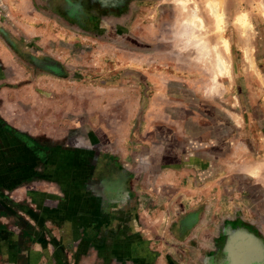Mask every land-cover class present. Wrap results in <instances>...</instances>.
I'll list each match as a JSON object with an SVG mask.
<instances>
[{"label": "rangeland", "instance_id": "1", "mask_svg": "<svg viewBox=\"0 0 264 264\" xmlns=\"http://www.w3.org/2000/svg\"><path fill=\"white\" fill-rule=\"evenodd\" d=\"M0 264H264V0H0Z\"/></svg>", "mask_w": 264, "mask_h": 264}, {"label": "crops", "instance_id": "2", "mask_svg": "<svg viewBox=\"0 0 264 264\" xmlns=\"http://www.w3.org/2000/svg\"><path fill=\"white\" fill-rule=\"evenodd\" d=\"M84 1L87 2V0H84ZM101 1H105V0H101ZM187 172H188V170H186V171L185 170L174 171V175L176 176V178L172 177L171 182L169 184L162 185V184H160V181L157 180L158 181L157 188H161L160 190H162V192L165 193V196L168 199H171V201L178 199V197H181L182 200H189L190 197H194L195 195H197L198 192H196V194H195V192L193 190L188 188L189 179H185V177H184V174ZM179 177H181V178H179ZM135 187H139V186L134 184V188ZM139 191H140V189L138 190V192ZM183 206H185V205H183ZM196 206H198V205H196ZM193 207H190V208L193 209ZM186 209L189 210V207H187Z\"/></svg>", "mask_w": 264, "mask_h": 264}, {"label": "bare ground", "instance_id": "3", "mask_svg": "<svg viewBox=\"0 0 264 264\" xmlns=\"http://www.w3.org/2000/svg\"><path fill=\"white\" fill-rule=\"evenodd\" d=\"M183 4V3H182ZM180 5V4H179ZM207 5H209V4H207ZM210 6V5H209ZM212 6V5H211ZM187 7V6H186ZM179 8H181L180 6H179ZM210 8V7H209ZM193 10V9H192ZM189 15H190V13H189ZM198 15V14H197ZM212 16L215 18V22L217 23V24H220L221 23V17H220V14H216L215 13V11L213 12L212 11ZM193 17V16H192ZM195 19V18H194ZM193 18H192V20H194ZM201 19V18H200ZM202 20V19H201ZM197 22V21H196ZM198 26H199V24H198ZM202 28V27H201ZM203 31V30H202ZM219 33V32H218ZM193 36L195 37V35L193 34ZM223 43H224V46H225V49L226 50H228V45H227V42H226V40H224L223 41ZM222 47V46H221ZM196 48V47H195ZM215 49V48H214ZM201 52V51H200ZM203 54H205V53H203ZM213 54V53H212ZM201 56V55H200ZM213 56V55H212ZM203 57V56H202ZM214 57V56H213ZM219 58V57H218ZM214 59V58H213ZM218 60V61H217ZM216 61H217V64H218V67H219V69L220 70H222V66H223V64H225L224 62L222 63V61L220 60V59H216ZM226 66H224V68H225ZM214 68V67H213ZM215 69V68H214ZM227 69V68H226Z\"/></svg>", "mask_w": 264, "mask_h": 264}]
</instances>
